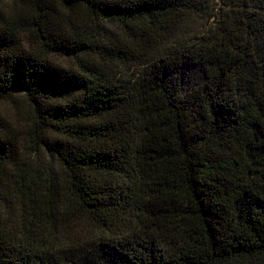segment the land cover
<instances>
[{
  "label": "trees",
  "instance_id": "trees-1",
  "mask_svg": "<svg viewBox=\"0 0 264 264\" xmlns=\"http://www.w3.org/2000/svg\"><path fill=\"white\" fill-rule=\"evenodd\" d=\"M20 96L0 264H264V0H0Z\"/></svg>",
  "mask_w": 264,
  "mask_h": 264
},
{
  "label": "rangeland",
  "instance_id": "rangeland-1",
  "mask_svg": "<svg viewBox=\"0 0 264 264\" xmlns=\"http://www.w3.org/2000/svg\"><path fill=\"white\" fill-rule=\"evenodd\" d=\"M60 62L65 63V61L62 60ZM0 122L10 131L16 133L19 132V134L21 133V136L26 137L29 141L31 140L30 132L32 128H34L33 115L31 108L24 97L20 96L13 101L0 102ZM40 155L45 156L43 148L40 149ZM8 189H11L10 186ZM8 199L9 201H12L10 197H8ZM12 213L14 214L13 219L15 218V215L17 219L19 213L18 208L14 207Z\"/></svg>",
  "mask_w": 264,
  "mask_h": 264
}]
</instances>
